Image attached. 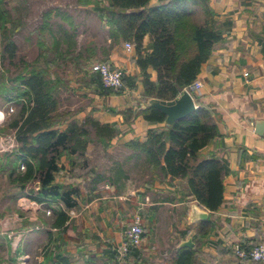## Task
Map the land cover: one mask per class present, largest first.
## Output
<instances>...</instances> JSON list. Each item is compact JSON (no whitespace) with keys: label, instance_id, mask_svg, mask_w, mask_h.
I'll return each mask as SVG.
<instances>
[{"label":"crops","instance_id":"obj_1","mask_svg":"<svg viewBox=\"0 0 264 264\" xmlns=\"http://www.w3.org/2000/svg\"><path fill=\"white\" fill-rule=\"evenodd\" d=\"M167 1L151 0L149 5ZM208 7L222 41L214 45L202 65L196 78L201 89L192 96L197 98L196 107L198 100L215 113L219 135L200 154L216 157L227 168L221 205L214 212L199 206L187 197L185 180L168 183V179L161 181L155 176L151 180L144 157L126 147L134 139L144 140L149 129L166 125L135 116L139 109L150 108H144L149 99H142L134 49L126 52V42L113 44L106 35L102 45L91 43L95 49L92 62L105 61L122 69L125 76L136 79L135 87L124 88L117 95L82 92L90 103L73 113L78 122L91 114L101 124H115L119 132L108 146L98 144L106 150L101 149L97 162L91 155L97 144H89L82 158L63 156L59 161L63 182L57 180L58 173L55 181L78 191L76 206L67 211L69 219L63 228V257L71 264H118L112 251H117L137 214L144 229L143 244L137 256H127L126 264H173L177 251L185 248L179 247L180 243L188 239L193 243V264H235L239 260L236 249L245 251L264 241V0H208ZM148 43L145 37L144 46ZM148 73L154 80L155 72L149 69ZM126 111L134 115L128 121ZM10 137L17 147L13 132ZM121 150L122 160L116 156ZM15 194L8 195L9 201ZM14 201L11 214L19 222L10 235L18 249L14 256L10 253V260L8 251L3 257L0 251V264L29 257L27 248L35 236L46 237V242L47 236L41 232H55L50 219L41 216L40 204L26 197ZM193 203L207 213L208 234L200 230L201 221H190ZM7 231L11 230L5 228L2 218L0 246L4 244V248L11 243L7 241L10 235H4ZM40 257L38 264L43 261Z\"/></svg>","mask_w":264,"mask_h":264},{"label":"trees","instance_id":"obj_2","mask_svg":"<svg viewBox=\"0 0 264 264\" xmlns=\"http://www.w3.org/2000/svg\"><path fill=\"white\" fill-rule=\"evenodd\" d=\"M101 1L105 4H98L94 9L105 23L108 38L113 44L130 42L133 45L143 100L176 99L185 87L196 80L212 48L222 41V34L216 29L214 15L208 7V0H168L156 6L149 5L151 0ZM4 16L0 15L1 44L3 53L12 56L15 45L11 38L15 26L8 19L10 24L6 27ZM48 17L46 14L41 29L47 27ZM145 37L149 39L146 47ZM66 39L68 41L64 42L63 58L72 55L75 48V43L70 41L71 37L67 35ZM59 47V42L54 41L56 58L62 56ZM94 55L95 49L89 44L73 57L74 63L80 64L83 59L88 66L81 68L84 69L80 79L82 87L99 95H117L124 88L135 87L136 79L124 74L122 89L113 92L105 88L98 73L90 68ZM25 67L27 73L17 75L14 79L16 84L13 80V84L6 89L0 86V96L4 101L11 105L10 108H18L7 124L18 146L13 155L0 157V173H6L8 182L17 189L14 200L26 197L45 208L53 206L50 227L55 232L44 230L41 233L47 236L45 251L51 244L55 245L43 253V261L39 264H71L63 257L60 241L69 219L67 211L75 208L74 196L78 191L71 187L65 188L55 181V175L61 170L59 161L63 156L82 158L89 144L108 146L119 130L115 124H101L91 114L78 122L73 119L71 111L59 110L58 100L54 96L56 83L48 75L49 64L45 63L44 68ZM149 69L155 72L154 80H151ZM196 103V109L185 118L160 129H149L144 140L134 139L126 147L144 157L151 180L152 176L161 181L168 179V183L175 179L185 180L187 197L214 212L223 201L222 179L227 168L214 156L201 157V150L211 144L219 133L212 107L198 100ZM124 115L125 121L134 116L131 111L124 112ZM137 115L156 124H163L165 120V116L155 108L139 109ZM22 167L25 169L20 171ZM30 183H36L37 189L26 191ZM200 225V230L208 234L209 220L201 221ZM138 251L130 248L128 255L137 256ZM116 256L117 251L114 249L112 259L115 261ZM126 261L127 258L123 259L122 264H126ZM193 262L194 249L180 248L173 264ZM235 264L260 262L245 258Z\"/></svg>","mask_w":264,"mask_h":264},{"label":"rangeland","instance_id":"obj_3","mask_svg":"<svg viewBox=\"0 0 264 264\" xmlns=\"http://www.w3.org/2000/svg\"><path fill=\"white\" fill-rule=\"evenodd\" d=\"M98 4L102 6L105 3L101 0H0V15L4 14L3 18L7 21L5 26L9 27L10 22L15 26L11 38L15 45L12 56L9 53H3L0 33V86L2 88L4 86L3 89L11 86L17 75L27 73L25 66L30 69L31 67L44 68L45 63H48V75L56 83L54 96L58 100L59 110L67 109L75 113L90 103L86 96H81V93L91 91L82 87L80 83L84 73V69L81 68L84 65L85 68L88 66L83 59H81L80 64L79 62L74 63L73 57L92 42L101 44L106 38L105 23L100 20L94 9ZM46 14L49 15L48 25L41 29L46 21ZM67 35L71 37L70 41L75 43V48L72 55L69 54L63 58L64 42L65 40L68 41ZM56 40L60 45L59 51L62 55L60 58H56L53 50V44ZM14 84H16L15 80ZM10 106L0 96V157L13 155L17 149L12 145L10 137L12 132L7 129L8 122L15 114V112H11ZM17 109L16 106L13 107V110L16 111ZM102 148V145L97 144L91 151L95 162L99 160ZM103 149L106 150V148ZM104 150L102 151L105 152ZM116 156L122 160L124 157L122 150L117 151ZM6 175L4 172L0 173V219L3 218L5 228L11 230L4 234L7 236L12 234L11 232H15L12 228L17 227L16 223L19 221L17 216L11 214L14 199L9 201L8 195H13L16 191L9 190L11 184ZM57 180L63 182V170L57 174ZM36 186V183H30L26 186V191H29L30 188L35 189ZM1 195H4V198ZM49 211L50 214H48ZM39 212L45 219L53 217L52 207L45 208L41 205ZM13 237V235L7 236V241H11L8 248H4V244L3 247L0 246V251L3 253L1 257L8 251L9 260L10 258L13 259L9 256L10 253L12 252L14 256L18 249L17 245L14 244ZM45 238L35 236L34 242L29 243L27 248L30 256L9 264H38V260L41 259L40 255L47 253L55 245L51 244L45 251L44 249L47 247ZM60 242V246L63 248V239Z\"/></svg>","mask_w":264,"mask_h":264},{"label":"built area","instance_id":"obj_4","mask_svg":"<svg viewBox=\"0 0 264 264\" xmlns=\"http://www.w3.org/2000/svg\"><path fill=\"white\" fill-rule=\"evenodd\" d=\"M124 50L126 52H131L133 50V45L130 42L124 43ZM93 72H97L100 76L101 82L105 88L110 89L113 92H116L123 88V75L124 72L122 69L111 67L107 63L95 62L90 66ZM201 89V83L198 80H195L192 84L185 87L183 91H186L190 95L195 94ZM11 112H14L12 109ZM25 168L22 167V170ZM50 214V211L48 212ZM70 215L73 216V212H70ZM143 235L144 229L141 223L140 215H135L132 223L124 231V238L122 243L117 249L116 262L122 264L123 259L127 258L129 249L135 248L140 249L143 244ZM238 259L249 258L254 262L264 263V242L252 247L249 251H243L236 249L234 251Z\"/></svg>","mask_w":264,"mask_h":264},{"label":"water","instance_id":"obj_5","mask_svg":"<svg viewBox=\"0 0 264 264\" xmlns=\"http://www.w3.org/2000/svg\"><path fill=\"white\" fill-rule=\"evenodd\" d=\"M195 97L183 91L179 97L172 101H162L158 99H149L144 108H155L159 110L164 116V124L171 125L175 121L181 120L192 113L195 109ZM190 221H204L207 219V213L201 211L198 206L193 203L189 210ZM179 247L192 248L193 243L190 239L180 243Z\"/></svg>","mask_w":264,"mask_h":264}]
</instances>
